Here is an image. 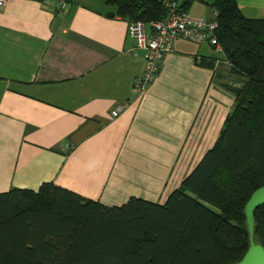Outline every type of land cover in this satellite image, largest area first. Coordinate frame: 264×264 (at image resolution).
Here are the masks:
<instances>
[{
    "label": "crops",
    "instance_id": "crops-1",
    "mask_svg": "<svg viewBox=\"0 0 264 264\" xmlns=\"http://www.w3.org/2000/svg\"><path fill=\"white\" fill-rule=\"evenodd\" d=\"M212 1L185 14L210 19ZM235 3L264 19V0ZM112 12L101 0H4L0 193L48 183L107 208L162 204L213 146L242 78L213 47L177 38L133 94L142 50Z\"/></svg>",
    "mask_w": 264,
    "mask_h": 264
},
{
    "label": "trees",
    "instance_id": "trees-1",
    "mask_svg": "<svg viewBox=\"0 0 264 264\" xmlns=\"http://www.w3.org/2000/svg\"><path fill=\"white\" fill-rule=\"evenodd\" d=\"M65 4L73 0H61ZM116 16L147 25L165 3L101 0ZM216 42L232 74V105L213 146L164 203L129 198L104 207L52 184L0 193V264H231L248 247L243 206L264 184V19L244 18L235 0H213ZM209 66V65H208ZM264 249V205L252 213Z\"/></svg>",
    "mask_w": 264,
    "mask_h": 264
},
{
    "label": "built area",
    "instance_id": "built-area-1",
    "mask_svg": "<svg viewBox=\"0 0 264 264\" xmlns=\"http://www.w3.org/2000/svg\"><path fill=\"white\" fill-rule=\"evenodd\" d=\"M3 4L4 0H0V7ZM164 6L167 8L164 18L147 25L140 22L127 25V35L142 50L143 58L142 72L131 84V91L135 95L142 94L144 88L153 81L160 61L171 51L175 39L180 38L198 45L206 44L221 52L214 34L217 28L214 12L210 19L193 20L185 12H178L173 4L165 3ZM120 109L121 107L112 110L110 116L116 117Z\"/></svg>",
    "mask_w": 264,
    "mask_h": 264
},
{
    "label": "water",
    "instance_id": "water-1",
    "mask_svg": "<svg viewBox=\"0 0 264 264\" xmlns=\"http://www.w3.org/2000/svg\"><path fill=\"white\" fill-rule=\"evenodd\" d=\"M264 205V184L256 188L243 206L244 224L248 234V247L242 257L231 264H264V249L252 239V213Z\"/></svg>",
    "mask_w": 264,
    "mask_h": 264
}]
</instances>
